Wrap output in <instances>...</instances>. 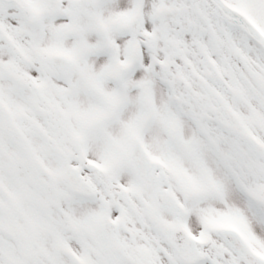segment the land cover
Returning a JSON list of instances; mask_svg holds the SVG:
<instances>
[{
  "label": "snow or ice",
  "instance_id": "1",
  "mask_svg": "<svg viewBox=\"0 0 264 264\" xmlns=\"http://www.w3.org/2000/svg\"><path fill=\"white\" fill-rule=\"evenodd\" d=\"M0 264H264V0H0Z\"/></svg>",
  "mask_w": 264,
  "mask_h": 264
}]
</instances>
